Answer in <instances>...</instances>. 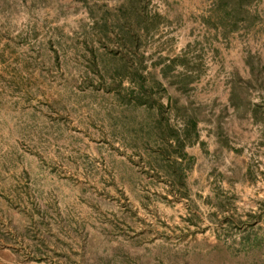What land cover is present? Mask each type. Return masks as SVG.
<instances>
[{"label": "rangeland", "instance_id": "rangeland-1", "mask_svg": "<svg viewBox=\"0 0 264 264\" xmlns=\"http://www.w3.org/2000/svg\"><path fill=\"white\" fill-rule=\"evenodd\" d=\"M8 2L0 264H264V0Z\"/></svg>", "mask_w": 264, "mask_h": 264}, {"label": "trees", "instance_id": "trees-1", "mask_svg": "<svg viewBox=\"0 0 264 264\" xmlns=\"http://www.w3.org/2000/svg\"><path fill=\"white\" fill-rule=\"evenodd\" d=\"M255 0H218L216 5L217 19H219L220 25L223 29L234 31L238 29L239 23L246 22L250 15L247 11L248 6ZM1 8L8 6V0H0ZM2 10V9H1ZM0 10V11H1ZM3 10L0 12L2 13ZM227 19L228 24H224V20ZM233 95V93H232Z\"/></svg>", "mask_w": 264, "mask_h": 264}]
</instances>
